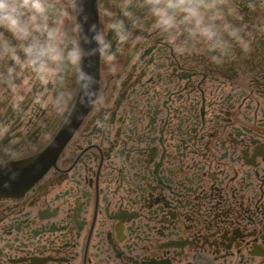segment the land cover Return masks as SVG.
I'll return each mask as SVG.
<instances>
[{
    "label": "flooded vegetation",
    "instance_id": "1",
    "mask_svg": "<svg viewBox=\"0 0 264 264\" xmlns=\"http://www.w3.org/2000/svg\"><path fill=\"white\" fill-rule=\"evenodd\" d=\"M78 1L0 0V264H264V0Z\"/></svg>",
    "mask_w": 264,
    "mask_h": 264
},
{
    "label": "water",
    "instance_id": "2",
    "mask_svg": "<svg viewBox=\"0 0 264 264\" xmlns=\"http://www.w3.org/2000/svg\"><path fill=\"white\" fill-rule=\"evenodd\" d=\"M78 5H79V9L82 13L83 21L87 22L88 19L93 21L92 0H79Z\"/></svg>",
    "mask_w": 264,
    "mask_h": 264
},
{
    "label": "clouds",
    "instance_id": "3",
    "mask_svg": "<svg viewBox=\"0 0 264 264\" xmlns=\"http://www.w3.org/2000/svg\"><path fill=\"white\" fill-rule=\"evenodd\" d=\"M5 9H8L9 6L8 5H4ZM13 23H15V21H12Z\"/></svg>",
    "mask_w": 264,
    "mask_h": 264
}]
</instances>
